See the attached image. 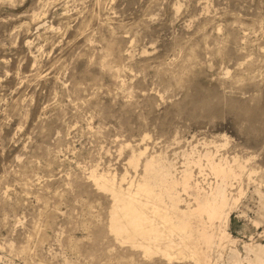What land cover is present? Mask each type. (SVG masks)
<instances>
[{"label": "rangeland", "instance_id": "rangeland-1", "mask_svg": "<svg viewBox=\"0 0 264 264\" xmlns=\"http://www.w3.org/2000/svg\"><path fill=\"white\" fill-rule=\"evenodd\" d=\"M144 135L249 158L229 231L264 242V0H0V264H167L109 232L88 179L133 175Z\"/></svg>", "mask_w": 264, "mask_h": 264}, {"label": "bare ground", "instance_id": "bare-ground-1", "mask_svg": "<svg viewBox=\"0 0 264 264\" xmlns=\"http://www.w3.org/2000/svg\"><path fill=\"white\" fill-rule=\"evenodd\" d=\"M32 16L38 20L40 13ZM146 138L144 135L135 145L126 141L120 147L130 149L126 163L133 175L128 169L120 176L115 171L89 169V181L110 199L109 232L125 246L142 251L143 258H159L167 264L180 260L192 264H264V242L251 236L242 241V253L238 239L229 231L232 212L243 191L238 181L244 173L250 178L256 173L248 167L249 158L225 155L220 148L227 141L219 145L212 140L204 144H212L214 150L199 151L195 144L189 151H181L179 162L162 152L148 153L146 144L141 147ZM254 191L261 205L250 221L259 227L264 221V195L259 189Z\"/></svg>", "mask_w": 264, "mask_h": 264}]
</instances>
